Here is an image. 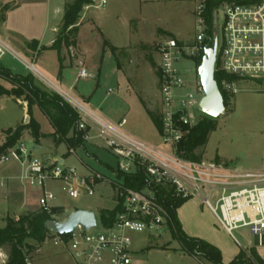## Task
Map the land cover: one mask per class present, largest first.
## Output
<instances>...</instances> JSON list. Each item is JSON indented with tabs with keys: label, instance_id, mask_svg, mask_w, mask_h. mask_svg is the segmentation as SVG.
Here are the masks:
<instances>
[{
	"label": "built area",
	"instance_id": "1",
	"mask_svg": "<svg viewBox=\"0 0 264 264\" xmlns=\"http://www.w3.org/2000/svg\"><path fill=\"white\" fill-rule=\"evenodd\" d=\"M179 1V0H178ZM194 4L195 40L187 45L175 37L158 41L157 73L160 80V120L162 144L155 145L140 139L125 129L127 119L112 122L92 111L82 101L71 95L63 87L37 67L34 61L26 60L0 36V59L10 54L19 60L36 78L51 91L61 95L80 114L78 130L85 142L99 138L105 148L115 155L119 175L118 180L106 176L99 170L90 168L88 173H80L58 159L50 162L36 155L37 144L28 148L25 139L15 146L0 152V163L16 162L21 166L20 181L26 188L40 189L38 198L40 209L51 214L54 219L64 221V206H54L57 194L47 183L49 180L63 182L67 194L73 199L96 195L98 189L108 185L120 211L111 225H104L97 217V225L85 229L78 225L69 233L49 230L46 238L55 245L63 246L76 264H146L141 262L133 250L132 233L155 232L163 226L171 228V217L163 199H196L210 209L218 225L236 242L234 231L249 228L259 243L264 241V170L243 169L218 160L191 159L181 148L191 131L203 117L199 103L205 95L198 68L194 85L187 91L186 75H190L186 61H194L204 49V42L213 27V37H218L217 63L215 74L221 75L219 87L228 95L242 90L240 83L245 80L264 78V0H219L211 16L208 15L209 0H188ZM108 0H91L85 6L105 8ZM221 16V22H219ZM220 30V35L218 34ZM70 56L78 59L75 47H70ZM78 78L91 76L86 63L77 62ZM113 92L108 90V94ZM23 122H29L27 105ZM75 149H71L73 153ZM142 177L138 189L126 184L125 176ZM163 195V196H162ZM163 198V199H162ZM56 208L57 212L53 213ZM97 215V214H96ZM19 219L20 215H15ZM3 264L8 255L0 252ZM27 264H32L26 258Z\"/></svg>",
	"mask_w": 264,
	"mask_h": 264
},
{
	"label": "rangeland",
	"instance_id": "2",
	"mask_svg": "<svg viewBox=\"0 0 264 264\" xmlns=\"http://www.w3.org/2000/svg\"><path fill=\"white\" fill-rule=\"evenodd\" d=\"M18 1L0 0V20L4 9L14 6ZM70 1L72 0H67V2ZM193 8L194 4L188 0H108L105 8L94 6L89 9L84 8L79 20L78 42L81 46L78 48L81 50L76 49L79 57L74 60L66 49L64 54L67 57V66L71 68L72 78L76 72H79L77 67L79 60L86 63L87 71L91 76L80 79L77 82L78 87L70 91L71 95L82 101L96 114L112 122H119L126 118L125 129L129 133L148 143L163 146L161 132L148 113L150 109L160 114L161 108L160 80L156 70L158 54L155 47L158 41L169 37H175L187 45H192L195 40ZM219 22H221V16H219ZM61 27L62 23L58 32ZM218 34L220 35V30ZM0 36L2 37L1 34ZM11 40H8L9 43L18 50L20 55L30 62L34 61L32 56L20 50L27 46L19 38ZM105 40L118 49L113 52L110 46L105 47ZM1 63L16 73H23L25 70L24 65L10 55H7ZM35 64L44 75L55 83H59L56 76L41 65L40 60H35ZM183 64L190 69V75H186L187 91L192 90L196 68L200 64L197 67L192 60ZM36 81L42 88L50 90L38 78ZM0 83L9 86V83L3 80ZM61 86L68 91V86L63 84ZM240 87L241 91L230 95L231 99L224 114L216 118V130L210 134L205 147L197 150V153H201L202 159L206 160H218L225 163L233 160L236 166L258 167L264 162V92L258 93L255 90L264 89V78L245 80L240 83ZM109 89L113 92L108 94ZM22 102L18 103L11 97L0 100V144L2 135L6 138V129L24 123L25 107L24 103L20 104ZM34 114L42 124L43 132L52 131V124L38 106H34ZM24 139L28 148L34 145L28 134L24 135ZM44 142L43 147L38 149L36 154L45 159L51 160L53 156L60 157L68 150L65 143L56 147L51 139H45ZM84 146L76 148L65 159L69 166H74L80 173H85L86 167L79 159L81 158L106 176L114 180L120 178L113 172L118 169L119 159L105 148L101 139L95 138L84 142ZM8 163L5 165L13 164V162ZM47 184L57 194L53 204L65 207L64 216H59L61 220L76 209L93 210L100 220L101 208L114 206V200L110 196L112 191L108 185H104L103 190L98 189L96 195L92 197L73 199L67 194L63 182L49 180ZM34 197L32 196V199ZM9 216L16 217L15 214L9 213L2 215L1 227ZM155 233L159 236L138 232L131 234L133 250L141 262L201 264L183 249L180 241L173 236L167 226H163ZM234 234L242 245L255 241V236L250 233L249 228L237 229ZM27 242L37 245L33 238H28ZM3 248L9 252L8 247ZM26 258L32 264H75V260L68 251L61 245H55L50 237L46 238L41 245L39 253L37 251L27 253Z\"/></svg>",
	"mask_w": 264,
	"mask_h": 264
},
{
	"label": "trees",
	"instance_id": "3",
	"mask_svg": "<svg viewBox=\"0 0 264 264\" xmlns=\"http://www.w3.org/2000/svg\"><path fill=\"white\" fill-rule=\"evenodd\" d=\"M219 0L208 1V15L211 16L214 6ZM91 0H72L65 5V13L63 16L61 30L52 44V48L57 50L59 59L62 60L61 54L63 46L66 48L77 47L78 34L80 30V18L85 6L89 5ZM9 8V7H7ZM5 8L4 10H6ZM209 37L204 42V46H213V27L209 29ZM32 42L31 44H34ZM32 46V45H31ZM104 46H110L115 52L118 47L111 45L108 40L104 41ZM204 57V49H202L196 57L198 65L201 64ZM215 77L220 83L221 75L216 73ZM0 78L9 82L10 87L0 83V99L4 97L14 98L16 102L23 101L26 103L27 113L30 117L28 123H19L15 127L5 130L6 138L0 145V152L7 148L15 146L20 140L24 139V135L28 134L36 143H40L42 139H51L55 144L65 142L68 146V153L71 149L84 146L82 132L78 130L80 121L79 112L67 102L61 95L54 91L46 90L37 83V78L31 73H15L10 68L0 63ZM224 96L225 107L229 103L231 96L221 90ZM38 106L48 117L52 126V133H44L41 129L40 122L35 118L33 108ZM154 124L161 132L160 114L148 109ZM217 128L216 118L203 115L202 119L191 128L188 138L181 144V148L186 151L187 157L200 160L202 154L197 150L202 149L208 143L210 134ZM126 184L132 188H140L142 186V177L126 175ZM163 196V195H162ZM163 199V198H162ZM187 200H173L170 197L164 198L163 203L171 217V232L177 238L183 249L191 256L197 257L212 264H225L221 250L214 244L203 238L191 236L187 234L178 218V208ZM120 211L117 205L112 209L102 208L99 212L100 220L104 225H111L116 214ZM57 209H53V213ZM53 218L51 214L40 209L20 215L17 220L13 217H7L5 226L0 227V247H8L9 254L6 264H27L26 255L33 251L39 250L45 242L47 229L45 222ZM28 238L36 240L37 245L27 242ZM229 264H264V261L251 249L250 256L245 250H240L238 255Z\"/></svg>",
	"mask_w": 264,
	"mask_h": 264
},
{
	"label": "crops",
	"instance_id": "4",
	"mask_svg": "<svg viewBox=\"0 0 264 264\" xmlns=\"http://www.w3.org/2000/svg\"><path fill=\"white\" fill-rule=\"evenodd\" d=\"M66 3L67 0H19L14 6H10L9 8L3 11V16L0 20V34L2 35L3 38H6L7 40L9 39L11 40L13 38L14 39L19 38L20 41L27 46L25 48L23 47L20 48L21 51H23L25 54L29 56H32L34 62L35 60L36 61L40 60L41 65L46 70H49L50 73L56 76L57 81L60 83V84L58 83L59 85L63 84L65 86H68L69 87L68 91H74L78 87L77 82L83 78H78V72H76L73 78L71 76V72H70L71 68L67 66V57L64 54L65 49L68 50L70 54L69 48L63 46L62 54H61L62 60L59 59V54L57 50L52 48V44L57 36L58 28L63 21ZM32 42L35 43L31 44ZM79 46H81L80 42H78L76 49L81 50L78 48ZM7 55L10 54H6L2 59H0V63ZM13 58L16 59L15 57ZM1 64L3 65V63ZM24 69L25 70L23 74L29 72V70L25 66ZM1 80L3 79L0 78V81ZM5 82L9 83L7 81ZM10 86L11 85L9 84L8 87ZM255 92L263 93L264 89L255 90ZM41 129H42V124H41ZM52 132L53 129L52 131H48L44 133H52ZM4 140L5 138L2 135V143L4 142ZM44 140L45 139H42L40 143H36L37 150L43 147L45 143ZM2 143L0 145H2ZM60 144H55V146L58 147ZM70 154L71 153H68L67 150V152L64 153L62 156L60 157L53 156L51 160L45 159L41 155L38 154L36 155L46 161L47 160L52 161L53 159H58L60 163L63 162L64 164L68 165L65 162V159L69 157ZM79 159L84 163L86 167V172L82 174L88 173L89 169L93 167L85 163L81 158ZM230 161L231 162H227V163L235 165V163H233V160ZM8 164L5 165V163H0V202H1L0 217L7 213H9L10 215L12 214L19 215L21 213V215H24L27 214L28 211L35 212L40 210L38 198L41 195V190L26 188L19 179L21 173V166L16 162H13L12 165H8ZM261 164H260L261 166L258 167H253V166L245 167L242 165H240V167L249 170H264V162H262ZM101 188L103 190V186ZM31 195L35 196L36 198L34 197V199H32ZM110 196L113 198L114 200L113 202L115 206L116 201L113 197L112 192H110ZM53 205L62 206L58 204H53ZM114 206L112 208H114ZM112 208H106V209H112ZM178 218L182 224L183 230L187 234L191 236L203 238L208 242L216 245L222 252L223 262L225 264H229L238 255L240 250H245L250 256L251 249H254L256 254L264 261V243L257 244L256 237L254 243L252 242L248 245H242L241 242L236 243L218 225L217 220L210 211V209L203 206L201 202L195 199L187 200L181 207L178 208ZM40 251H41V247L39 248V250H37V252L39 253ZM0 252H3L6 255L9 254V252L3 247H0ZM192 257L201 264H208L203 260H199L197 257L194 256ZM0 260H1L0 263L3 264L1 256H0ZM74 263L76 264L75 261Z\"/></svg>",
	"mask_w": 264,
	"mask_h": 264
},
{
	"label": "water",
	"instance_id": "5",
	"mask_svg": "<svg viewBox=\"0 0 264 264\" xmlns=\"http://www.w3.org/2000/svg\"><path fill=\"white\" fill-rule=\"evenodd\" d=\"M217 48L218 37L216 36L213 46L206 45L204 57L198 67V74L205 92L199 103V110L212 118L224 114L226 108L223 93L215 77ZM45 225L48 230L53 232L69 233L78 225H82L85 229L95 227L97 225V215L93 210L76 209L64 221L51 218L45 222ZM256 243H259L257 237Z\"/></svg>",
	"mask_w": 264,
	"mask_h": 264
}]
</instances>
